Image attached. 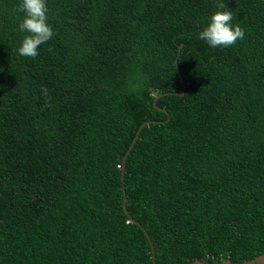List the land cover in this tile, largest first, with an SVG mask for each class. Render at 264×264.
Listing matches in <instances>:
<instances>
[{"label":"trees","instance_id":"obj_1","mask_svg":"<svg viewBox=\"0 0 264 264\" xmlns=\"http://www.w3.org/2000/svg\"><path fill=\"white\" fill-rule=\"evenodd\" d=\"M226 2L211 48L217 0H48L29 58L0 0V264H154L143 227L157 264L264 254V0Z\"/></svg>","mask_w":264,"mask_h":264},{"label":"clouds","instance_id":"obj_2","mask_svg":"<svg viewBox=\"0 0 264 264\" xmlns=\"http://www.w3.org/2000/svg\"><path fill=\"white\" fill-rule=\"evenodd\" d=\"M18 31L23 34L18 45L19 56L35 58L50 41L55 29L49 20L48 0H18ZM245 37L244 27L234 20L226 0H217L216 9L203 21L198 38L211 48L230 47ZM183 49L181 48V52Z\"/></svg>","mask_w":264,"mask_h":264},{"label":"water","instance_id":"obj_3","mask_svg":"<svg viewBox=\"0 0 264 264\" xmlns=\"http://www.w3.org/2000/svg\"><path fill=\"white\" fill-rule=\"evenodd\" d=\"M178 64V62H177ZM179 72L181 74V71L179 69ZM181 79L183 80V77H182V74H181ZM168 93H175V94H178V95H185V83H183V90L181 92H168ZM164 95L163 94H160V96ZM164 110H166L165 108H163ZM170 117L168 116V119ZM153 122H158V121H151V120H146L144 121L141 126L139 127L138 131L136 132V135L128 149V151L126 152L125 156H124V160H123V167H122V178H123V191H124V209L126 211L127 214L130 215V211L127 207V200H128V197H127V193H126V187H125V184H124V181H125V172H126V164H127V158L131 152V150L133 149L134 145L136 144L137 140L139 139L140 137V134L143 130V128L146 126V125H150L151 123ZM132 220L137 223L138 225L142 226V224L136 220L135 218H132ZM143 227V226H142ZM144 231H145V234L148 238V240L150 241V245L152 247V258H153V261H154V264H157L156 263V252H155V247H154V244L151 240V237L149 235V232L143 227ZM190 264H264V254H261L259 256H257L256 258L254 259H251V260H248V261H243L241 263H234L232 262L231 260H223L222 262H214V263H210V262H207V261H203V260H196Z\"/></svg>","mask_w":264,"mask_h":264}]
</instances>
